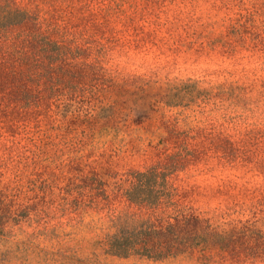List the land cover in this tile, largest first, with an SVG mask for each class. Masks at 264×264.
<instances>
[{"label":"rangeland","instance_id":"rangeland-1","mask_svg":"<svg viewBox=\"0 0 264 264\" xmlns=\"http://www.w3.org/2000/svg\"><path fill=\"white\" fill-rule=\"evenodd\" d=\"M152 167L173 208L124 197ZM0 202L8 231H63L0 264H264V0H0ZM122 213L150 257L106 253Z\"/></svg>","mask_w":264,"mask_h":264},{"label":"trees","instance_id":"trees-1","mask_svg":"<svg viewBox=\"0 0 264 264\" xmlns=\"http://www.w3.org/2000/svg\"><path fill=\"white\" fill-rule=\"evenodd\" d=\"M20 10H14L15 15H20ZM159 181V184H158ZM126 200L134 205L156 209L161 205L169 208L174 207V189L170 186L166 172L159 170V167H152L144 172H135L131 175L129 186L123 191ZM2 203L0 202V210ZM24 219V217H22ZM21 219H15L18 224ZM185 230L189 231L191 227L199 224V220L194 216H183ZM4 216L0 215V244L6 243L10 239H14L19 235L28 237L29 241H53L58 240L62 236V229L46 226L33 230L30 233L20 231L14 233L5 228ZM109 225V233L107 234L104 247L106 253L112 257L128 258L136 254H143L144 257H150L151 250L147 247L148 241L157 237L159 232L152 227L150 221H142L135 215L122 213L111 216L106 221ZM171 227V225H170ZM190 234L178 239L177 245L168 243L164 245L162 251V259L178 256L186 253H193L197 246L195 240ZM209 241L205 239L203 248L207 249ZM226 248V245L223 246ZM141 251V252H140Z\"/></svg>","mask_w":264,"mask_h":264}]
</instances>
